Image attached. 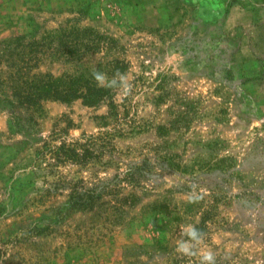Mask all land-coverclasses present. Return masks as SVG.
<instances>
[{
	"label": "rangeland",
	"instance_id": "obj_1",
	"mask_svg": "<svg viewBox=\"0 0 264 264\" xmlns=\"http://www.w3.org/2000/svg\"><path fill=\"white\" fill-rule=\"evenodd\" d=\"M67 21L114 45L39 69L119 60L131 90L43 101L17 129L0 99V264H200L209 249L215 264H264V0H0V37ZM90 134L106 146L87 163L35 157ZM73 188L99 196L57 220ZM188 225L204 233L191 257L176 251Z\"/></svg>",
	"mask_w": 264,
	"mask_h": 264
},
{
	"label": "trees",
	"instance_id": "obj_2",
	"mask_svg": "<svg viewBox=\"0 0 264 264\" xmlns=\"http://www.w3.org/2000/svg\"><path fill=\"white\" fill-rule=\"evenodd\" d=\"M112 44L114 45L111 37L88 27L74 26L68 21L54 29L39 32L34 28L26 33L0 37V99L11 110L10 127L17 129L25 121L32 124L34 113L41 111V104L46 100L69 103L79 99L82 104L93 106L109 99L110 89L97 87L92 79V72L98 70L108 77L114 76L117 71L122 73L125 64L119 60L93 67L75 66L71 72L56 76L48 71H41L39 66L47 60L72 62L84 53H90L100 46L106 49ZM115 110L114 103L108 100L107 113L101 118L114 117ZM79 139L82 141H78ZM79 139L65 141L59 138L57 143H53L56 139L50 138L35 151V157L51 159L54 165L66 162L87 163L98 158L101 153L97 152L98 147L106 146L100 135H81ZM98 196V192L71 189L66 204L57 211V220L67 210H88ZM44 229L33 226L28 231L39 234Z\"/></svg>",
	"mask_w": 264,
	"mask_h": 264
},
{
	"label": "clouds",
	"instance_id": "obj_3",
	"mask_svg": "<svg viewBox=\"0 0 264 264\" xmlns=\"http://www.w3.org/2000/svg\"><path fill=\"white\" fill-rule=\"evenodd\" d=\"M182 63V57L177 52H170L165 59V68H171L172 71H177ZM92 79L97 87L107 89H118L122 95L127 96L131 90V84L125 74L117 73L109 78L106 73L98 70H93ZM202 194L198 193L193 186L192 192L188 195V203H198L202 199ZM181 238L176 243V251L186 257L195 255L194 249L204 240V233L193 225L185 226L180 234ZM187 237V239H184ZM216 258L213 252L209 249L201 254L200 264H215Z\"/></svg>",
	"mask_w": 264,
	"mask_h": 264
}]
</instances>
